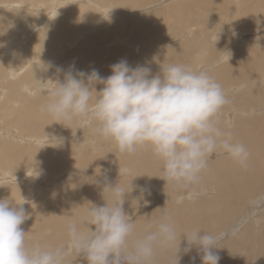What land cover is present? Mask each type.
Returning <instances> with one entry per match:
<instances>
[{
  "label": "bare ground",
  "instance_id": "bare-ground-1",
  "mask_svg": "<svg viewBox=\"0 0 264 264\" xmlns=\"http://www.w3.org/2000/svg\"><path fill=\"white\" fill-rule=\"evenodd\" d=\"M14 1L15 0H1L0 5L4 6V4L6 2H12L13 4H15ZM132 1L133 0H22L21 2H24L27 7H22L20 9L19 6L15 5L17 9L12 11L11 13H7L6 16L4 17V19L5 18L8 19L7 22H5L4 19L2 20L0 18V55L1 54L5 55V53H11L10 56L13 59V60H11V62L9 60H5V59L0 60V121H3V124L0 125V166H2V164H5L3 162L4 160L6 163H8V161H10L7 158L18 157L21 155L19 153V149H16V146L12 145L13 143L16 145L15 141L18 139H21L23 141H27V143L32 142V141H37V144H40V145L41 144L45 145L47 143L51 144V145H47L46 147H38L32 143L26 144L27 148H28V146H29V148L31 146V148L33 150L34 149L38 150V161L44 160L43 159V152H45L47 154H53L52 153L53 150L56 153L53 155L57 156L63 160L64 159L63 158V153H64L63 151H65L66 149H68L69 146L71 147L72 145L76 148L77 143L81 144L80 145V148H81L80 152H83V150L90 148V150L92 151L91 154L92 155H94V153L96 154V155L90 156V157L84 156L85 161H83V160L80 161V162H83L82 164L77 163L78 164L77 166L72 165L73 171L67 172L65 175L62 172V174H60V177H57V178H56L57 173H55L52 176V178L55 179L59 184L56 187V191L54 192L53 196L56 199L55 195H58V194H56V192L59 191L60 192V193L58 192L59 195L63 194V196H64V197H62L63 200L56 199L55 205L51 201V199L42 200L39 202V200L42 198H45L47 196V193H48V192L42 191L41 192V194H42L41 198H40L41 194L38 193V197H37V195H35L33 199H26L25 198V200L23 201L25 203H29L28 205L26 204V208L24 207V209L26 212H29V214H31L33 216L27 220L28 224L26 225V228H28L30 225L33 226L35 224L37 225V228H43V229L48 228L50 230L49 234L53 235L52 237L50 236L51 238H50V241L48 243V245H49L48 247H56L57 246V243H55L54 240L60 241L59 246H65V243L67 245V243H68L67 242V240H68L67 224H66L67 222L65 220L70 219L69 216L72 217L75 214H78V213H74L73 211L76 210L74 200L79 198V194H84V192H87L86 193L87 195H84L83 197H81L82 198L81 201H84V202L83 203L80 202V204L82 203V205H84V206L88 205L86 207H89L90 203H93L92 198H99V199H95L96 201H94L95 205H97V206H103L106 202H108V203L111 202L110 198L108 197V194L105 193L104 198H103L101 187L98 186L97 184L93 183L94 182L93 178L103 180L101 178V175L103 172H104V176L107 177L108 181H110L113 184L116 183L119 179L121 183L127 185V184H130L131 180L134 177H136V178L133 181V184L137 185V186H140L141 185L140 183L143 181H149V182L153 181V183H156L155 180L157 177L155 175H157V171H155V170L158 167L155 168V163L157 162V160L155 159L156 155L153 153L150 146L144 145V146L138 147L137 151L134 152L135 154L136 153L138 154V158L136 155H134V153H122L119 151V149H117V152H115L116 151V144L111 139L104 138L103 136L96 133L93 130L92 126H87V127L83 126L79 118H74L71 121H66V122H64V125L58 123V121H55L50 115H48L46 112H44L42 110V106L46 103L47 97L39 95V94H33L35 92L36 84L38 83L37 78L47 79L48 76L55 78L56 76L53 75V71L54 72L56 71V69H54L55 66L67 65L68 66L67 70H68L69 66L71 64V61H74V60H72L71 56H70V59H68V61H65V59H64L66 57V55L68 54L67 53L68 52V50H67L68 46H64V45L60 44L56 47V49H51L53 41H56V44H59V41H61V39H59L60 38L59 35L67 34L68 30L72 31V32H74V30H77L78 35H77L76 40L77 39L81 40L84 37H87L91 41V45H90V47H86V49H85L86 51H81L82 49L81 50L78 49V53L79 52H82V53L87 52L89 54V48H93L94 44L97 42L96 41V37H97L96 33L97 32L92 33V34L83 35V33H85V32H82V31H85L86 29H89V28L91 29L94 26V29L96 31H97V29H99L100 31H106V32H113L114 31L116 34V37H117L119 34V30H118L119 26L125 24L126 18L125 17L121 18L119 16L118 18H116L113 21V23H111V19H109V20L107 19L103 22L102 18L100 16L102 13H100V12L101 11L103 12V10H104L103 7L106 4L109 6L118 7L119 11H121L122 7L131 8ZM160 1L161 0H158L157 2H160ZM250 1L251 2L252 1H259V2L264 3V0H250ZM28 4L31 5V8H28L29 7ZM185 4L187 6L182 7V8L179 6L180 9L179 8H173V6H171L172 8L170 7L171 9H164L161 11V15L167 14V18L170 21L173 20L174 16L177 17V20L174 23V30H176V31H180L184 25L192 26L194 23V17L196 16L197 13H199L200 16H206V17H208L210 15L214 16V19L210 23H205L203 25L205 27V29L196 30V34L198 36H201V39H198L197 35L192 39L193 40L192 43L194 45H197L201 41L205 42L206 44H208V42H209L210 43L209 46H211V47H208V50L212 49V54H214V55H212L213 57L212 56L209 57V55H211L210 53L206 57H205V54L202 56V57H205V60L201 61V63L198 64L199 70L202 69V66H200V65L203 64V66H204L203 70H206L217 82H219L221 84L224 92H225V90H227L231 86L234 87L233 90L231 89L230 91L225 92L226 96H228V97H229V95H233V93H234V97H232V96H230L231 98L229 97V99H228L229 102L222 107V109L220 110L219 113L222 114L226 110H232L231 108H229L230 105H232L234 111L235 110L236 111L234 114H232V116L229 115L228 117H225V118L222 115L218 116L217 117L218 126L221 127L223 130L230 132L233 141L243 143L247 147V149L250 153V161L247 162V165H253L256 170L264 171V149H259V150L256 149V146L258 145L259 142L264 143V130H262V129H264V122L261 121V120L264 121V109L262 108L264 106V49H263V47H264V34H262L261 37H259L257 41H256V39H257L256 36L253 35V36H255L256 39L253 41H249V42L244 43L243 44L244 47H242V48H234L233 49V47L232 48L227 47V46L231 45L230 42L232 43V41L235 38L234 36H238V35H240V33L241 34H244V33L250 34L251 32L252 33L253 32L258 33V31H260L261 29L264 28V21H260V19L258 18V15L260 12L248 11L241 16L239 14H234L231 8H227V4H228L227 0H188V1H185ZM257 5H258V3L254 2V6L256 8H257ZM3 6L0 8H3ZM188 6H190V7H188ZM132 10H134V9H132ZM142 11H146V10H141V12ZM28 13H29V16H28ZM104 13H107L106 10H104ZM118 15H120V14L118 13ZM252 15H255L254 16L255 19L249 20V18ZM248 20H249V23L251 26L248 24H245L244 21L248 22ZM138 21L141 23H146V24H153L154 22H156V20L153 19V17L147 18L146 16L139 18ZM257 22L260 24L256 25ZM159 23H161L162 25L165 24L164 21L158 20L156 22V25ZM211 23H212V26H209ZM20 26L22 27V33L23 34H25V32H27V30H29L30 33L26 34V40L25 41L27 42L26 44L27 45L29 44L31 47H25L24 48L23 47V46H25L24 41L20 42L21 38L19 39V37L17 35L18 31H21L19 28ZM208 26L210 27L209 29H207ZM249 27H251L252 31L250 29L248 31H245ZM237 28L239 31H236ZM217 30L220 31L219 32L220 39L218 41H217L218 34L216 32ZM12 32L14 33V35H12V37L10 39V35L12 34ZM190 34H191V32H190ZM249 34H248V36H249ZM73 35L76 37L75 34H73ZM222 35H224L225 37H222ZM72 36H71V38H72ZM184 37H185V35L177 37L176 39H178L180 41V43L186 42L185 44H187V42L189 40H187V38L183 39ZM4 39H10V42L8 43ZM22 40H23V38H22ZM42 41H44V44L46 41V45H44L45 49L43 48V44L41 43ZM48 41L50 43H47ZM212 42H214V43L212 44ZM226 42L228 43V45ZM36 43L42 44V46H40L41 44L39 46L44 49V52H42L41 48L39 49V46L36 47V45H35ZM7 44H8V46H7ZM225 44H226V46H225ZM68 45H70V44H68ZM165 45L170 46V44L162 43L160 45V48L163 49L165 47ZM4 46L6 48H4L5 50L3 51L2 49ZM200 46L202 47V44H200ZM204 46H206V45L204 44ZM15 48H19L18 49L19 51L22 48H24L23 50L25 51V53H26L27 48H29L30 51L27 50L28 54L26 56V54L25 55L18 54L19 51L18 52L17 51L12 52ZM81 48H83V47H81ZM178 48H181L180 49L181 52L182 51H183L182 53L185 52L186 55L190 52V50H192L191 49L192 47L189 48L187 45H184V46L179 45ZM198 48H199V46H198ZM8 49H9V51H8ZM225 49H227L228 52L231 53V56L229 53H227L228 54L227 58L229 57L230 63H228L227 60H226L227 62H224V58L217 59V57H221L220 50H222L224 52ZM163 51L165 53V50H163ZM167 51L171 54H174L173 50H167ZM246 53L259 54L258 57L254 58V60L257 61L256 62L257 63V69L254 66L253 61H251V59H252L251 54L246 55ZM160 54L162 55L161 52H159V53L155 52L154 55L156 58H158L157 56H160ZM218 54L220 56H218ZM19 55L21 57H16ZM78 55L79 54H76L75 56H78ZM93 55H95V54H93ZM150 55L151 54H149V57H150ZM154 55L152 54L153 58H154ZM193 55H195V52L193 53ZM10 56H8V57H10ZM22 56H23V58H22ZM164 56H163V58H164ZM172 56L173 57H171L172 58L171 62L173 63V62H175V58H174V55H172ZM189 56H192V54ZM59 57H60V59H58ZM149 57H148V61H149ZM179 57H181V56H179ZM194 57L195 56H193V58ZM198 57H199V55H198ZM187 58H189V57H187ZM209 58H212V59L216 58V60L209 62L210 61ZM179 59H183V58H179ZM190 59H191V57H190ZM57 60H60V61H57ZM61 60H63L62 63H60ZM153 60L155 61V59H152V60H150V62H154ZM162 60H160V61L162 62ZM188 60L189 59H187V61ZM180 61L186 62L185 60H180ZM49 62L53 65V67L47 71H42L44 68V65H47ZM67 62H68V64H67ZM75 62H78V61L76 60L73 63H75ZM155 62H158V61H155ZM177 62H178V60H177ZM177 62H175V63H177ZM182 62H181V64H183ZM191 62H193V61H191ZM194 62H196V59ZM115 63H117V60L114 61V64ZM149 63H148V65H149ZM163 63H162V66L165 65L166 62L164 64ZM189 63H190V61H189ZM189 63H186V64L184 63V65L187 66V64H189ZM214 63H217L216 67H215ZM152 65H155V64H152ZM81 66L83 68H85V66L88 67V69L85 68V72H91L92 69H96V70L100 71L102 68H104L102 65L100 66L99 69H97L93 65H91V66L83 65V62L81 63ZM192 66H195V64H193ZM18 67H21V68L16 70ZM108 67H110V65H107V68ZM15 70H16V72L13 74L12 78L9 79V73L12 71H15ZM101 72L104 75H107V73H108L107 71L105 72L103 70ZM102 73H100L101 76H102ZM152 73H154V72H152ZM251 77H253V78H251ZM59 79L63 80V74L62 73L59 75ZM236 79L244 80L245 81L244 83H246L245 86L242 85L241 81H236ZM254 79L256 80V82L252 83L251 80H254ZM100 86L101 85L96 86L97 91L100 90ZM258 89H261V92H262V94H260V95H262L261 97H259L260 96L259 94H258L259 96H255L253 94V91H251V90H255V92H256ZM236 91H243V92L242 93L240 92V94L238 93V95H235ZM246 97H248V98L250 97L252 99L253 104L249 103V100ZM258 98L260 100L256 101V99H258ZM244 103H246V105L249 108H252L254 106H256L258 108L256 113H254V114H252L246 118L247 120L245 121V123L241 119V116L239 114V109H236L237 107L240 108V105L244 104ZM233 104L236 106H234ZM230 112H232V111H230ZM227 122L231 124L230 127H225ZM261 122H262V124H261ZM10 124H12V125L15 124L16 128L11 129L10 131L8 129H6L5 126L10 125ZM223 124H225V126ZM45 125H47V127ZM3 126H4V128H3ZM65 127H67V128L70 127L71 130L66 131V130H64ZM32 130H35L36 132L33 134V136L28 137V138H30V140L27 137H22L23 131L27 132V131H32ZM42 133H46L47 135L40 136ZM77 134H81V135L78 136L77 138H73ZM91 134H94L95 136H97L96 139L91 140V142L83 141V139H81V140L78 139L80 137H84L85 135H86L85 137H87L88 135H91ZM48 135H49V137H52L53 135L56 136L57 138L61 139L63 141V143L56 146L57 142L55 141V139L53 138V141H49ZM41 137H43L45 139L44 143H43V141L40 140ZM61 137H64V138L62 139ZM2 138H5V139H2ZM71 138L74 139L75 142L73 140H71ZM90 139H92V136L90 137ZM240 140L241 141L244 140V141L241 142ZM90 144H92V145H90ZM103 145H105V146L103 147ZM51 147L53 150L50 149ZM103 148H105L106 150H104ZM102 149H103V151H101ZM61 150H63V151H61ZM70 150H71V148H70ZM76 150H77V148H76ZM60 151L62 152L61 154H60ZM114 153H116L117 155L115 156ZM217 155H218V153H217ZM222 155H224V153ZM66 156H65V158H66ZM228 157H229L228 159L226 158L220 164L216 163L215 160L212 161V162L216 163V165L214 167H216V168L220 167V165L223 164V162L224 163L225 162L226 163H232L233 158H231L230 156H228ZM36 158L37 157H33V159L35 161H36ZM223 158H224V156H223ZM108 159H114L115 165L114 166H107V167L103 168V163L105 161H107ZM219 159H220V157H219ZM17 160L19 161L21 159L18 158V159H16L15 164L9 163V165L11 167H13L14 165H15V167H17V165H16ZM75 161H77V160H75ZM256 161H259L260 165L257 164L258 166H256L255 165ZM210 162H211V160H210ZM211 164H213V163H211ZM36 165H37V163H36ZM64 165H65V163H64ZM212 166L213 165H209L208 167H212ZM100 168H101V175L98 176V174L100 172ZM240 168H241V166H240ZM119 169H126L128 174L119 177V175H118ZM159 169H161V172L163 173V171H162L163 167L159 168ZM206 169H208V168H206ZM251 169H253V168H251ZM211 170H213L214 172L216 171V169H211ZM151 171H153L154 174ZM209 171H210V169L208 170V172ZM225 172L226 171H223V169H222V171H220L218 173V176L220 174L221 177L216 182H214L215 184H211L213 186H216L214 188V190H216L215 193H212L213 198H215L216 195L220 196L221 191L217 192L218 187H221V185L226 184V182L231 178V175L233 176V178H238L241 176V175L238 176V173L235 171L234 172L228 171L229 174H226L227 172L226 173ZM243 172H244V170H243ZM26 173L28 174V172H26ZM261 173L264 174V172H261ZM261 173H259V174L262 175ZM9 175L10 174L8 172L2 171V175L0 176V197H3L7 194L8 196L4 199H8V197H10V200H13L15 197H18L17 196V190L13 189L14 187L12 189H8L7 186L5 187V185H2V184H3V182L7 181V179L11 180L12 182L19 181V179L9 178ZM40 176H38V177H40ZM42 176L44 177V178L43 177L42 178H43V180L45 179L44 181H46V183L50 182V180L52 179L51 178L50 180H48L45 178V175H42ZM242 177L244 178V176H242ZM162 178L164 179V177H162ZM254 178H255L254 179V181H255L254 185L258 184V181H256L257 174L254 175ZM210 179H211V177L209 178V180ZM238 179H241V177ZM43 180H41V181H43ZM212 180H214V179H212ZM231 180H233V179H231ZM68 182H69V184L70 183L74 184V186L68 185ZM202 182H205V181H202ZM21 183H22V181H21ZM78 183L79 184L84 183L85 188H79V192H77L78 193L77 194L72 189L75 188V184L77 186ZM151 183L152 182H150V186H151ZM162 185L163 186L166 185V182L163 183ZM153 187H154V185H153ZM207 187H208V184H207ZM150 188H152V187H150ZM238 188H240V187H238ZM258 188L260 189V186ZM209 189H210V187H209ZM226 189H228V188H226ZM234 189H236V188H234ZM247 191L248 190H244V192H241L239 190V192H238L239 196L240 197L246 196ZM262 191H263V189H262ZM34 192H36V191H34ZM51 193H53V191H51ZM69 194H71V196H67ZM201 194H203V193L201 192ZM132 195L136 196L135 192ZM138 195L139 194H137V196ZM229 195H230V193H229ZM229 195H228V197H229ZM200 197H201V195H200ZM36 199H38V201H35ZM184 199H185V197H184ZM237 200L240 201L241 199L237 198ZM253 200H251V201H253ZM159 201H160V203H162L163 200L160 199L159 197H157L154 200V203L157 204V203H159ZM238 201L236 203H232L231 204L232 209L224 211V214H222L221 216H214L215 223L213 224V226L211 228L212 230H209L207 228V224L205 222L204 217H200L194 223H191L193 228H191V229L182 228V226L180 225L181 223H179V218L182 217L183 212H184V209H183L184 203L182 201L177 200V203H175L173 207H169L170 204H166V206L162 205L158 209L155 208L156 211L153 210L152 211L153 213L152 212L147 213V215L145 216V218L143 220L135 223V225H134V237L142 236L148 230H154L155 224L157 221L160 220L162 212H166L171 218H174V222H175V226H176V230H177L178 234H184V233H186L192 229H199L203 232H208V233H212V234H215V233L220 234L223 232V228L226 225H228L233 219H238V220H236V221H238V223L241 222V220H240L241 218L237 217V215L241 211ZM13 202H15V200ZM77 203H78V201H77ZM78 206H80V205H78ZM126 208H128V207H126ZM143 208H144V211L148 210L147 209L148 207H146V206H144ZM259 209H261V208H259ZM84 210L86 211L87 209L84 207ZM139 210H142V208L140 207ZM133 211L134 210H132V208H130L125 212L128 213L130 216H132L134 213ZM206 211H207V209H206ZM83 212H81V213H83ZM62 213H63V216L61 218H59ZM261 213H263V212H261ZM67 214H69V215H67ZM84 215L85 214H83V216ZM81 217H82V214H81ZM37 218H38V220L36 221ZM73 218H71V219H73ZM77 218L78 217L76 216V218H74V219H77ZM79 220L77 219V221H79ZM81 221H83V220H80V222ZM69 222H72V221L69 220ZM84 225H86V224H84ZM236 226H234V227H236ZM92 227H94V226H92ZM241 227H242V225H241ZM84 228H85V226H84ZM86 228H87V225H86ZM243 228L244 227L241 228L242 232L245 231L246 235H249L251 233L249 231V229L245 228V230H243ZM27 231H30V230H27ZM46 232L47 231H45V233ZM31 234H29V235H31ZM41 234H43V232ZM36 235L37 234H35V236ZM226 236L227 235H224L221 238L220 242H222V239H225ZM39 237L42 238V240L39 238H36L37 240L35 242H33V243L32 242H26V244L28 246H33V245H38V243L42 244L43 242L47 241V239L43 240L45 235H42V236L39 235ZM245 237H247V236H245ZM259 237H260L261 243H260V245L258 243L259 246L257 248L254 245L255 243L254 244L249 243L248 245L243 244L244 242H242V240L240 238L235 237V238L231 239V235H230L226 241H223L217 247H215L213 252L220 256L219 264H249V262L247 263V261H250V259H248L247 255H244L243 250L246 249L249 252L250 251L251 252H257L258 251L257 255L251 254V257H252V259L253 258L260 259L259 262H261V264H264V233L262 236H259ZM248 239H249V237H248ZM250 239H253V238L250 237ZM52 242H54V244ZM186 246H187L186 240L182 237L181 238V244H180V253H179V255L181 257L180 264L181 263L183 264L185 262L186 259L184 261H183V259L188 254H192L195 251L199 250L197 247H193L190 252L185 253L183 251V249ZM173 253H174V248L158 249L156 252V264H167L168 258L171 255H173ZM196 254H197V252H196ZM202 255L198 258L196 257L194 260H196V261L201 260ZM239 255H241L242 257L240 258ZM81 256H82V254H81ZM109 259H111V257H109ZM76 261H79L78 256L76 255L75 252H73V254L71 253L67 257L66 264H74ZM201 262H202V260L199 261L197 264H202ZM79 263H80V261H79ZM75 264H78V263H75Z\"/></svg>",
  "mask_w": 264,
  "mask_h": 264
},
{
  "label": "clouds",
  "instance_id": "clouds-1",
  "mask_svg": "<svg viewBox=\"0 0 264 264\" xmlns=\"http://www.w3.org/2000/svg\"><path fill=\"white\" fill-rule=\"evenodd\" d=\"M52 67L49 62L42 71ZM55 69V78H37L33 93L47 97L44 112L62 125L79 118L83 126H92L96 133L111 139L122 153L150 146L163 162L164 180L189 190L186 198L199 195L195 186L218 152L247 166V147L234 142L231 133L218 126V114L229 101L221 84L206 70L175 63L161 65L160 72L153 75L150 67L133 68L123 59L111 66L107 77L96 69L75 70L74 64L67 71L60 66ZM61 73L63 80L59 79ZM97 85H102L99 91ZM53 138L56 146L63 143L48 135L49 141ZM126 174V169H119V177ZM135 178L127 185L119 179L113 184L106 176L103 180L93 178L103 198L107 193L111 202L103 206L90 203L83 218L87 228L69 222L66 246H28L26 232L20 227L29 218L24 203L0 199V264H66L73 252L83 254L88 264H156L157 250L170 248L174 253L167 264H180L182 237L187 243L185 253L197 247L203 253L202 264H219L220 256L212 249L220 235L199 229L178 234L166 212L161 213L154 230L134 237L133 220L124 210L125 199L131 197L138 210L141 201L145 206L150 203L147 196L151 195L150 189L133 184ZM137 188L139 195L133 196Z\"/></svg>",
  "mask_w": 264,
  "mask_h": 264
},
{
  "label": "rangeland",
  "instance_id": "rangeland-1",
  "mask_svg": "<svg viewBox=\"0 0 264 264\" xmlns=\"http://www.w3.org/2000/svg\"><path fill=\"white\" fill-rule=\"evenodd\" d=\"M21 1L22 0H19V1L18 0H15L14 1L15 4H13L12 2H6L4 4V6L3 5H0V7L3 6V8H0V18L3 20L7 13H11L12 11L16 10L17 8H16L15 5L19 6L20 9L22 7H27L25 5V3L24 2H21ZM157 1L158 0H133L132 1L131 8L122 7L121 8V11H119L118 7L109 6V5L106 4L103 8H104V10H106L107 13H104V10H103V12L102 11L100 12V13H102L100 15L101 18H102V21L104 22L107 19L108 20L111 19V23H113V21L120 16L121 18H123V17L126 18L125 24L119 26V29H118L119 30V34H118L117 37H116V34H115L114 31L113 32H106V31H100L99 29H97V31H96L94 29V26L91 29L89 28L90 30L89 29H86L85 31H82V32H85V33H83V35H85V34H92V33H96L97 32L96 34H97V37L98 38L96 37V41H97L95 43L96 45L94 44L95 47L93 46V48H89V54L87 52H85V53L84 52L83 53L82 52H79L78 53V49L79 50L82 49L81 51H86L85 49H86V47H90L91 41L87 37H84L81 40L80 39H77L76 40L77 35H78V31L77 30H74V32L68 30L67 34H65V35H59V37H60L59 39H61V41H59V44H56V41H53V44H52V48L51 49H56V47L58 45H60V44H62L64 46H68V48H67V50H68L67 53L68 54L66 55V57L64 59H65V61H68V59H70V56H71L72 57V60H74V61L77 60L78 62L73 63L74 61H71V64H70V65H73V64L75 65V70H83V71H85V68L88 69L87 66H85V68H83L81 66V63L82 62H83V65H88V66L93 65L97 69H99L100 66L102 65L104 68H102L99 71V73H102L101 72L102 70L105 71V72L106 71L108 72L107 75H104L102 73V76L103 77H107V76L111 75V73H110L111 72V66L114 64V61L115 60H117V62H119L122 59L123 60H126L128 62V64L130 66H132L133 68L136 67L137 65H143V66H147V67L150 65L149 67L151 68L152 72H154V73H152L153 75L158 74L160 72V69H161L160 66L162 65L163 62L164 63L166 62L165 65L166 64H173V63L175 64V62H177V60H178L177 63L180 62L179 64H181V62H182L180 60H185L186 62H184V61L182 62L183 65H184V63L186 64V63H189V61H190V63L187 64V66L190 67L193 70L199 71L198 64L201 63V61H204L205 60V57L208 56L209 53L211 54V55H209V57H211L214 54H212V49L208 50V47H211V46H209V44H210L209 42H208V44H206L205 42H202L201 41L197 45H194L192 43L193 42L192 39L197 35L196 34V30H198V29H205V27L203 25L205 23H210L214 19V16L213 15H210L208 17H206V16H200V14L197 13L196 16L194 17V23H193L192 26L184 25L183 28L180 31H176V30H174V23L177 20V17L174 16L173 17V20L170 21L167 18V14H162L161 15V11L164 10V9H171L172 8L171 6H173V8H179V6L181 8L182 7H185V6H187L185 4V1H188V0H175V1L174 0H161L160 2H157ZM227 2H228L227 8H231L234 14H239L241 16V15H243L244 13H246L248 11H255V12L257 11V12H260L259 15H258V18L260 19V21H264V3L259 2V1H252L251 2L250 0H227ZM254 2L258 3L257 8L254 6ZM28 6H29L28 8H31V5L28 4ZM188 7H190V6H188ZM132 9H134V10H132ZM141 10H146V11H142L141 12ZM118 13L120 15H118ZM28 16H29V13H28ZM145 16L147 18L153 17V19H155L156 22L158 20H162V21L165 22V24L162 25L161 23H159V24L156 25V22H154L153 24H146V23H141V22L138 21L139 18L145 17ZM254 16L255 15H252L249 18V20L255 19ZM249 20H248V22L244 21L245 24L250 25ZM4 21L7 22L8 19L5 18ZM259 24L260 23L257 22L256 25H259ZM209 26H212V23ZM209 26L207 27V29L210 28ZM19 28H20L21 31H18L17 35H18L19 39L21 38L20 39V42L21 41H24V45L25 46H23V47L24 48L25 47H31L29 44L27 45L26 44L27 42L25 41L26 40V34L30 33L29 30H27V32H25V34H23L22 33V27L20 26ZM249 29L252 31L251 27L247 28L245 31H248ZM236 31H239L238 28H237ZM190 32H191V34H190ZM216 32L218 34L220 31L217 30ZM72 33L75 34L76 37ZM251 33L250 34L249 33H244V34H241L240 33V35L234 36L235 37L234 40L232 41V43L230 42L231 45H229L227 47L228 48H232L233 47V49L234 48H242V47H244L243 44L246 43V42L253 41L256 38H257L256 39V41H257L258 38L261 37L262 34H264V28L261 29L260 31H258V33L257 32H253L252 34ZM248 34H249V36H248ZM12 35H14L13 32L10 35V39H11ZM183 35H185V37L183 39H186L187 38V40H189L187 42V44H185L186 42L180 43V41L178 39H176L177 37H180V36H183ZM253 35H255L256 38ZM71 36H72V38H71ZM222 37H225V36L222 35ZM22 38H23V40H22ZM197 38L198 39H201V36H198L197 35ZM10 39H4V40L9 43L10 42ZM41 43L43 44V48H44L45 47L44 45H46V41H45V44H44V41H42ZM47 43H50V42L48 41ZM162 43L170 44V46H166L165 45L166 48L164 47L163 49H161L160 48V45ZM203 43L206 46H204ZM213 43L214 42H212V44ZM40 44L36 43L35 45L37 47ZM42 44L40 46H42ZM68 44H70V45H68ZM200 44H202V47L200 46ZM179 45H183V46L184 45H187L189 48L192 47L191 48L192 50H190V52L187 54L188 56L186 55L185 52L184 53H182L183 51L181 52V50H180L181 48H178ZM227 45H228V43H227ZM7 46H8V44H7ZM40 46H39V49L41 48L42 49V52H44V49L45 48L43 49ZM198 46H199V48H198ZM225 46H226V44H225ZM81 47H83V48H81ZM4 48H6V47L5 46L3 47V49H2L3 51L5 50ZM24 48H22L20 51L18 50L19 48H15L12 52H14V51H17L18 52L19 51L18 54H21V55H25L26 54V56H27V54H28L27 53V50L30 51V49L27 48L26 53H25V51L23 50ZM263 49H264V47H263ZM163 50H165V53L166 54L164 53ZM167 50H173L174 51V54L169 53ZM226 50L227 49H225L224 52L222 50H220L221 57H217V59L224 58V62H227L228 61V63H230L229 57L227 58V55L228 54L226 53V52H228V50L227 51ZM8 51H9V49H8ZM155 52L156 53L161 52L162 55L163 54L165 55V56L163 55L164 58H163V56L161 54H160V56H157L158 58H156L155 55H154ZM194 52H195V55H193ZM76 54H79V55L78 56H75ZM93 54H95V55H93ZM149 54H151L150 57H149ZM152 54L154 55V58H153ZM191 54H192V56H189ZM197 54L199 55V57L200 56L201 57L199 58ZM204 54H205V57H202ZM219 54H218V56H220ZM250 54H251V57H252L251 61H253L254 66L257 69V63H256L257 61H255L254 58L255 57H258L259 54L246 53V55H250ZM7 55L10 56L11 53H5V55L4 54H1L0 55V60L5 59V60H9L11 62V60H13L12 57L11 56L8 57ZM172 55H174V58H175V62H173V63L171 62V60H172L171 57H173ZM179 56H181V57H179ZM193 56H195V57L193 58ZM16 57H21V56L19 55V56H16ZM148 57H149V61H148ZM187 57H189V58H187ZM190 57H191V59H190ZM22 58H23V56H22ZM179 58H183V59H179ZM58 59H60V57ZM152 59H155V61H158V62H155L154 60H153L154 62H150V60H152ZM187 59H189V60L187 61ZM195 59H196V62H194ZM209 59H210L209 62H212V61L216 60V58L215 59L209 58ZM160 60H162V62ZM57 61H60V60H57ZM191 61H193V62H191ZM62 62H63V60H61L60 63H62ZM148 63H149V65H148ZM67 64H68V62H67ZM152 64H155V65H152ZM193 64H195V66H192ZM107 65H110V67L107 68ZM214 65L216 67L217 66V63H214ZM58 66L62 67L65 71H67V67H68L67 65H58ZM200 66H202V69L204 68L203 64L200 65ZM20 68L21 67H18L16 70H18ZM16 70L9 73V79L12 78V76L16 72ZM53 75L56 76V71L55 72L53 71ZM48 78H49V76H48ZM251 78H253V77H251ZM236 81H241V83H242L243 86H245V84H246V83H244L245 81L242 80V79H236ZM251 82L254 83V82H256V80L255 79L254 80H251ZM101 87H102V85L100 86V88ZM231 89L233 90L234 87L231 86L230 88H228L227 90H225V92H228ZM251 91H253V94L255 96H259L260 94H262L261 89H258L256 92H255V90H251ZM240 92L242 93L243 91H236L235 92V95H238V93L240 94ZM230 96L234 97V93H233V95H229V97ZM261 96L262 95H260L259 97H261ZM229 97L227 96L228 99H229ZM246 98L249 100V103H252V99L250 97L249 98L246 97ZM258 100H260V99L259 98L256 99V101H258ZM234 106H236V105H234ZM229 108H231L232 110H226L222 114L219 113L218 116H221L222 115L224 118L225 117H228L229 115L232 116V114H234L236 110L234 111L232 105H230ZM262 108L264 109V106ZM236 109H239V114H240L241 119L243 120L244 123L247 120L246 118L248 116L256 113L257 110H258V108L256 106H254L252 108H249L246 105V103L241 104L240 105V108L237 107ZM230 111H232V112H230ZM261 121L264 122L263 120H261ZM262 122H261V124H262ZM2 124H3V121H0V125H2ZM223 125L225 126V124H223ZM230 125L231 124L227 122V124H226L225 127H230ZM45 126L47 127V125H45ZM3 128H4V126H3ZM5 128L10 131L11 129H15L16 128V125L15 124H13V125L12 124L6 125ZM69 128L65 127L64 130H66V131L69 130L70 131L71 128L70 129ZM262 130H264V129H262ZM35 132H36L35 130L27 131V132H24L23 131L22 132V137H27L28 138L30 136H33V134ZM45 135H47V134L46 133H42L40 136H45ZM80 135L81 134H77L73 138H77ZM85 136L84 137H80L78 139H80V140L83 139V141L91 142V140H94L97 137L94 134L88 135L87 137H85ZM91 136H92V139H90ZM42 138L43 137H41L40 140L43 141V143H44L45 142V139L44 138L42 139ZM61 138L63 139L64 137H61ZM2 139H5V138H2ZM28 139L30 140V138H28ZM71 140H73L75 142L74 139L71 138ZM243 141L244 140H242L241 142H243ZM15 142H16V145L14 143L12 145L16 146V149H19V153L21 155L18 156V157L7 158L8 160H10V161H8V163H6L5 160H4L3 162L5 164H2V166H0V176L2 175V171H6V172H8L10 174L9 175V178L19 179V181H14V182H12L11 180L7 179V181L3 182L2 185H5V187L7 186L8 189H12L14 187L13 189L17 190V196L18 197H15L12 201L15 200V203L16 204H22V203H24L23 204V207H25V208H26V204L27 205L29 204V203L23 202L25 200V198L26 199H33L35 195H37V197H38V193L41 194L42 191H45V192H48V193H47V196L45 198L40 199L39 202L42 201V200H49V199H51V201L55 205L56 204V199L63 200L62 197H64V196H63V194L62 195L61 194L59 195V193H60L59 191L56 192V194H58V195H55L56 196V199L53 196L54 192L56 191V187L59 184H58V182L55 179L52 178V176L55 173H57L56 174L57 175L56 178L57 177H60V174H62V172L65 175L67 172L73 171L72 165H76L77 166L78 165L77 163H81L82 164L83 162H80V161H82V160L85 161L84 156L90 157V156L96 155L95 153H94V155L91 154L92 151L90 150V148H87V149L83 150V152H80V150H81L80 145L81 144L80 143H77L76 144L77 150H76V148L73 145L71 147L69 146L68 149H66L65 151L61 150V151L64 152L63 153V158H64L63 160L64 161L62 159H60L59 157L53 155V154H56V153L52 149V147L50 149L53 150V152H52L53 154H47V153L43 152V159L44 160H39L38 161V150L37 149H34L33 150L31 148V146H30V148H29V146L27 148L26 147V144L32 143V144H34L35 146H38V147H46L47 145H51L50 143H47L45 145H42V144L40 145V144H37V141H32V142H28L27 143V141H23L21 139H18ZM234 142H236V141H234ZM90 145H92V144H90ZM104 146L105 145H103V147ZM70 148H71V150H70ZM103 149L106 150L105 148H103ZM103 149L101 151H103ZM117 149H118V147L116 145V151L115 152H117ZM256 149L257 150L264 149V143L263 142H261V143L259 142L258 145L256 146ZM61 151H60V154L62 153ZM222 154H223L222 152H220V153L218 152V155L217 154L216 155H213V157L210 159L211 162L209 160L208 166L209 165H213V166L212 167H207L208 169H205L202 172L200 184L198 186H195V190L197 192H199V195L196 198H194V199H188V198H186L187 197V192L189 190L183 189V188H177V187L173 186L172 184L168 183L167 181H165L162 178L164 176H163V173L161 172V169H159V168H162L163 167V162L156 156L155 159L157 160V162L155 163V168L158 167L155 170V171H157V175H155L157 177L156 180H155L156 183H153V181H150V182H152L151 183V186H150V182L149 181H143V182L140 183L141 184L140 186H143L144 188H147V189L149 188L150 191H151V195L150 196H147V199L150 201V203L146 206V207H148L147 208L148 210L147 211H144V208L143 207L145 205L143 204V201H141L140 206H139V208L141 207L142 210H139V208L137 210V209H135L136 208V202L133 201L131 203V199L132 198L127 197L126 198L127 200L125 199V204H124L125 211H127L130 208H132V210H134L133 211L134 213L131 216V218L133 220V224L135 225L136 222L143 220L145 218V216L147 215V213H151L153 210L156 211L155 208L158 209L162 205L163 206H166V204H170L169 207H173L174 204L177 203V200H179V201H182L184 203V208H183L184 209V212H183L182 217L179 218V223H181L180 225L182 226V228L191 229V228H193V226H192L191 223H194L200 217H204L205 222L207 224V228L209 230H212L211 228H212L213 224L215 223L214 216H221L222 214H224V211H227L229 209H232L231 208V204L232 203H236L238 201L237 198H240L241 200L238 201V202H239L241 211L239 212V214L237 215V217L241 218L240 219L241 222L238 223V221H236L238 219H233L230 222L231 224L229 223L228 225H226L223 228V232L222 233H220V234L219 233H217V234L215 233V235H220L221 237H223L224 235H227L225 237V239H222V242L223 241H226L227 238L231 235V239L237 237V238H240L242 240V242H244L243 244H247L248 245L249 243H253V244L255 243L254 245L258 248V246L261 243L259 236H262L263 233H264V231H263L264 230V174L261 173V172H264V171H262V170L261 171L256 170L253 165H247L246 167L245 166H241L234 159H232V163H226V162L224 163L223 162V164H221L220 167L223 169V171H226L227 172V173L225 172L226 174H229L228 171H232V172L235 171V172L238 173V176L241 175L240 176L241 179H238L240 177L233 178V176L231 175V178L227 181L228 183L226 182V184H223V185H221V187H218L217 192L218 191H221L220 196L216 195V197L213 198L212 197V193H215L216 190H214V188L216 186H213L211 184H215L214 182H216L221 177L220 174L218 176V173L220 171H222V169L220 167H217L216 168L214 166L216 165V163H219L220 164L226 158L227 159L229 158L228 157L229 155L227 153H224V155H222ZM114 155L116 156L117 154L114 153ZM134 155H136L137 158H138V154L137 153L136 154L134 153ZM65 156H66V158H65ZM223 156H224V158H223ZM33 157H37L36 158V161L33 159ZM219 157H220V159H219ZM18 158H20L21 160H19V161L17 160V164H16L17 167H15L14 164H15L16 159H18ZM75 160H77V161H75ZM214 160H215L216 163L215 162H212ZM248 161H250V156H249ZM35 162L37 163V165H36ZM9 163L10 164L11 163H14L13 164L14 166L11 167L9 165ZM64 163H65V165H64ZM211 163H213V164H211ZM257 164L260 165L259 161H256V164L255 165L258 166ZM114 165H115L114 159H108L107 161H105L103 163V168H105L107 166H114ZM240 166H241V168H240ZM251 168H253V169H251ZM209 169H210V171L208 172ZM211 169H216L217 172L216 171L214 172ZM243 170H244V172H243ZM26 172H28V174ZM151 172L153 173V171H151ZM259 173H261L262 175H260ZM255 174H257L256 181H258V184H255L254 185V182H255L254 181V179H255L254 178V175ZM42 175H45V178L48 179V180H50L51 178L52 179L50 180V182H47L46 183V181H44L45 179L43 180L44 177ZM38 176H40V177H38ZM209 176L211 177L210 180H209V178H210ZM242 176H244V178ZM101 178L102 179L104 178V172L102 173ZM212 179H214V180H212ZM231 179H233L234 181L231 180ZM41 180H43V181H41ZM21 181H22V183H21ZM202 181H205V182H202ZM165 182H166V185L163 186L162 184L165 183ZM207 184H208V187H207ZM68 185L74 186V184H71V183L69 184V182H68ZM153 185H154V187H153ZM259 186H260V189L258 188ZM150 187H152V188H150ZM209 187H210V189H209ZM238 187H240V188H238ZM79 188H85L84 187V183H80V184L78 183L77 186L75 184V188H73L72 190L77 193V192H79ZM226 188H228V189H226ZM234 188H236V189H234ZM262 189H263V191H262ZM239 190L241 192H244V190H248L246 192V196L240 197L239 196V193H238ZM34 191H36V192H34ZM51 191H53V193H51ZM201 192L203 194H201ZM86 193L87 192H84V194H79V198H77L78 200L77 199L76 200L73 199L74 200V204H75V208H76V210L73 211V212L74 213H78V214H75L78 217L77 218L78 220L79 219L80 220H83V218L85 216V215L83 216V214H86V211L84 210V207L86 209L88 208V207H86L88 205H85V206L82 205V203L84 201H81V199H82L81 197H83L84 195H87ZM229 193H230V195H229ZM135 194H136V196H137V194H139V188H137V191L135 192ZM200 195H201V197H200ZM228 195H229V197H228ZM7 196L8 195L6 194L5 196L0 197V199H4ZM67 196H71V194H69ZM41 197H42V194L40 195V198ZM157 197H159L160 199L163 200L162 203H160V201L157 204L154 203V200ZM184 197H185V199H184ZM8 199H10V197H8ZM95 199H99V198H92L93 204H95V202H94V201H96ZM251 200H253V201H251ZM35 201H38V199H36ZM77 201H78V203H77ZM80 202H82V203L80 204ZM78 205H80V206H78ZM126 207H128V208H126ZM259 208H261V209H259ZM206 209H207L208 212L206 211ZM81 212H83V213H81ZM261 212H263V213H261ZM80 213L82 214V217H81V214ZM26 214L29 217L28 219H30V217H33L31 214H29V212H26ZM67 215H69V214H67ZM75 215L72 216V217L69 216L70 219H66L65 220L67 222L66 224L68 225L69 220H71V221H76L78 224L81 223L79 226H81L82 228H84V226H85V228H86V225H84V223H82L83 221L80 222V220L77 221V219H74V218H76ZM62 216H63V213L60 215L59 218H61ZM71 218H73V219H71ZM28 219H26L25 222L20 226L24 230V232H26V242H32L33 243V242H35L37 240L36 238H39V239L42 240V238H40L39 235H41V236L42 235H45V237L43 238V240L44 239H47V241L46 242H43L42 244L38 243V245L39 246L41 245L42 247H48L49 246L48 243L50 241V238L53 236L52 234H49L50 233V230L48 228H44V229L43 228H37V225L36 224L33 225V226L30 225L28 228H26V225L28 224L27 223V220ZM37 220H38V218L36 219V221ZM172 220L174 221V218H172ZM241 225H242V227H244L243 230H245V228L246 229H249V231L251 233L249 235H246V232L245 231L242 232ZM234 226H236V227H234ZM27 230H30V231H27ZM45 231H47V232L45 233ZM42 232H43V234H41ZM29 234H31V235H29ZM35 234H37V235L35 236ZM244 235L247 236V237H245ZM248 237H249V239H248ZM250 237H252L253 239H250ZM54 242L57 243V246H59V244H60L59 242L60 241L54 240ZM54 242H52V243L54 244ZM67 242H68V240H67ZM222 242H219L217 244V246L220 243H222ZM258 243H259V245H258ZM65 246H66V243H65ZM214 249L215 248H213L212 251H214ZM196 252H197V254H196ZM243 253H244V255H247L248 256V259H250V261H247V263L249 262V264H261V262H259L260 259H258V258L257 259L256 258H253L252 259V257H251V254L257 255L258 251L257 252H251V251L249 252L246 249H244L243 250ZM78 254L79 253H76V255L78 256V260L80 261V263H79V261H76L75 263H78V264H84V263L85 264H88V262H87L86 258L84 257V255L82 254V256H81L80 254L79 255ZM202 254L203 253L200 250H197V251H195L192 254H188L183 259V261L186 259L183 264H197L202 259L199 260V261H196L194 259L196 257L197 258L200 257ZM239 257L241 258L242 256L239 255Z\"/></svg>",
  "mask_w": 264,
  "mask_h": 264
}]
</instances>
